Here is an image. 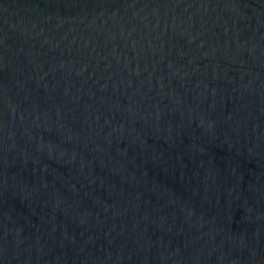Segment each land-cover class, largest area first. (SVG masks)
<instances>
[{
	"label": "water",
	"instance_id": "95a60500",
	"mask_svg": "<svg viewBox=\"0 0 264 264\" xmlns=\"http://www.w3.org/2000/svg\"><path fill=\"white\" fill-rule=\"evenodd\" d=\"M0 264H264V0H0Z\"/></svg>",
	"mask_w": 264,
	"mask_h": 264
}]
</instances>
